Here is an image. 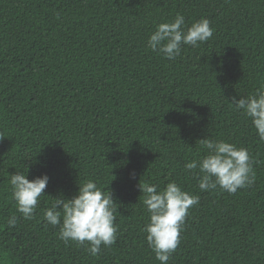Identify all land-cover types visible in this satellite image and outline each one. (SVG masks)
<instances>
[{"label": "trees", "instance_id": "1", "mask_svg": "<svg viewBox=\"0 0 264 264\" xmlns=\"http://www.w3.org/2000/svg\"><path fill=\"white\" fill-rule=\"evenodd\" d=\"M178 13L213 36L167 60L147 41ZM262 85L264 0H0V264H160L145 182L199 198L168 264H264V141L230 103ZM205 138L248 150L250 186L199 189L184 164ZM16 171L49 177L31 219L11 196ZM89 179L117 208L115 242L96 256L44 219Z\"/></svg>", "mask_w": 264, "mask_h": 264}, {"label": "clouds", "instance_id": "2", "mask_svg": "<svg viewBox=\"0 0 264 264\" xmlns=\"http://www.w3.org/2000/svg\"><path fill=\"white\" fill-rule=\"evenodd\" d=\"M212 36L213 29L207 18L186 26L184 16L178 13L172 22L156 26L148 38L147 48L167 60H175L182 46L198 47ZM230 100L234 109L242 111L251 121L259 140L264 141V85L251 95L233 96ZM199 142L207 154L186 162L184 169L198 178V187L202 192L219 188L231 194L251 185L254 174L246 148H238L223 140L205 138ZM48 180L46 174L29 180L23 171L9 175L11 196L16 211L23 219L32 218L40 197L44 196ZM138 187L149 214L148 223L143 228L146 241L160 264H168L180 243V232L188 211L199 203V198L182 190L176 182L167 183L159 191L157 185L147 182ZM53 200L54 203L44 212V219L53 227L59 225V239L66 243H87V251L93 256L100 253L101 246L109 247L115 242L117 228L114 213L117 208L111 191L102 190L89 179L78 184L71 199H64L61 195ZM16 223L15 215L7 220L9 227H14Z\"/></svg>", "mask_w": 264, "mask_h": 264}]
</instances>
